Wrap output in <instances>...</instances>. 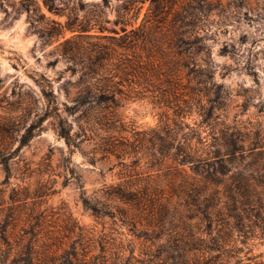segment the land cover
Masks as SVG:
<instances>
[{
    "label": "rangeland",
    "instance_id": "1",
    "mask_svg": "<svg viewBox=\"0 0 264 264\" xmlns=\"http://www.w3.org/2000/svg\"><path fill=\"white\" fill-rule=\"evenodd\" d=\"M167 1L169 19L186 3L197 14L187 45L165 24L132 41L151 0H0V222L31 215L109 264H148L139 230L85 199L156 173L140 159L151 131L167 123L193 152L232 133L245 156L264 147V0ZM239 246L222 264H264L263 240Z\"/></svg>",
    "mask_w": 264,
    "mask_h": 264
},
{
    "label": "trees",
    "instance_id": "2",
    "mask_svg": "<svg viewBox=\"0 0 264 264\" xmlns=\"http://www.w3.org/2000/svg\"><path fill=\"white\" fill-rule=\"evenodd\" d=\"M167 3L151 0L144 24L130 32L132 41L150 42L154 30L165 24L179 44H188L183 37L196 25L197 14L186 3L169 19L164 15ZM199 50L206 48L200 46ZM138 61L132 69L139 77L144 65ZM229 137L222 139L220 148L207 145V150L193 152L177 143L175 128L163 123L151 131L152 147L140 158L156 166V173L104 185L102 200L86 198L85 206L97 218L118 217L132 230H139L136 236L150 243L144 254L148 264H217L218 260L222 264L224 259L235 258L242 252L239 245L245 247L254 238L264 241V147L245 156L238 134ZM246 158L252 162L244 165ZM184 165H189L192 176L180 169ZM11 220L16 223L0 222L2 234L10 228L8 238L13 239L12 243L1 237L6 248H0V264H109L108 259L89 255L90 244L77 240L67 246L52 231L38 229L43 225L34 223L38 219L31 215ZM68 220L72 222L71 216ZM72 223L64 231L73 234L77 225ZM78 230L80 236L82 229Z\"/></svg>",
    "mask_w": 264,
    "mask_h": 264
}]
</instances>
